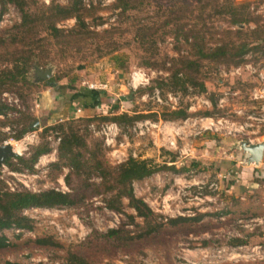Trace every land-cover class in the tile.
<instances>
[{
  "label": "rangeland",
  "instance_id": "obj_1",
  "mask_svg": "<svg viewBox=\"0 0 264 264\" xmlns=\"http://www.w3.org/2000/svg\"><path fill=\"white\" fill-rule=\"evenodd\" d=\"M50 1L28 0L27 6L32 12L39 11L48 7ZM53 2L65 5L67 0ZM134 2L133 9L121 14L115 0H82L81 15L88 29L96 35L84 40L73 38L67 46L61 47L49 37L48 42L53 44L43 48L40 57L47 61L40 69L51 68V76L45 80L53 81L42 82L37 78L33 67L36 63H33L26 74L33 87L6 85L9 90L0 94V101L24 115H33L38 126L15 141L12 139L17 131L14 124L21 115L8 111L6 116L0 115V135L8 136L0 144L6 142L20 153L18 156L26 157L31 147L43 140L48 143L50 152L39 157L33 173L12 171L3 164L0 180L9 190L54 188L81 195V180L72 177L70 185H66L64 176L68 169L63 167L56 174L49 166L56 161L59 133L49 130L41 138L44 127L72 119L88 149L106 165L115 166L133 156L159 165L173 164L175 169L184 168L178 172L162 170L133 183L135 196L153 212L151 224L161 223V227L139 238L146 226L127 206L126 200H123L122 212H111L103 205L104 194H88L74 208L24 210L23 214L34 221V229L0 231L9 243L0 250V262H62L71 250L88 257L93 264H264V184L260 180L254 188L231 185L238 179L231 169L237 168L238 163L244 165L245 159L237 143L241 140L264 142V42L257 49L248 50L238 65H234L230 57L215 62L201 60L196 74L206 87L204 93L197 89L183 93L167 86L157 88L156 82L168 76L167 68H171L173 58H195V46L191 45L194 37L202 36L208 47L225 39L235 44L249 43L250 39L237 34L228 19L215 15L209 3L202 8L203 2L188 0L189 3L172 12V0ZM235 2H247L257 24L264 26V0ZM19 19L17 9L11 4H7L0 15V72L9 68V62L2 59L14 48L3 38ZM173 22L177 23L174 27ZM74 24L75 20L69 18L57 22V27L67 30ZM254 26L250 23L246 28ZM138 32L147 35L148 44H141V37L135 35ZM175 33L179 34L177 38ZM138 71L144 72L148 81L133 89L128 83L132 73ZM89 84H105V89H95L102 92L94 100L95 105H86L78 94L88 90ZM150 86L155 89L150 91L147 89ZM129 95L130 99L123 98ZM211 97L216 101L215 106L210 103ZM115 104L117 109L111 107ZM175 107H186L187 119L145 118L133 125H117L113 144L109 145H105V137L97 131L111 122L96 119L86 125L81 120L107 116L109 112L132 115L151 111L160 115ZM205 111H210L211 116L203 115ZM145 121L156 126L135 127L136 123ZM170 140H174L173 146L169 145ZM187 149L190 152H186ZM171 160L174 163H170ZM84 192L86 194L87 190ZM127 214L134 215L141 228L129 224ZM202 214L205 215L199 220L176 225L166 222L170 218H197ZM122 225L130 230L132 240L114 242L104 237L108 229ZM38 236H50L59 246L36 247L32 240ZM234 239L245 243L233 246Z\"/></svg>",
  "mask_w": 264,
  "mask_h": 264
},
{
  "label": "trees",
  "instance_id": "obj_2",
  "mask_svg": "<svg viewBox=\"0 0 264 264\" xmlns=\"http://www.w3.org/2000/svg\"><path fill=\"white\" fill-rule=\"evenodd\" d=\"M202 3V8L206 7L208 3L214 9L215 15H220L222 18L228 19L230 26L236 27L234 30L237 34H244L249 38L248 42H239L235 44L231 40H221L220 44L208 47L202 36L200 38L194 37L192 46H195V58H173L171 68H167L168 76L156 82L155 87L162 86L170 87L173 91L180 90L186 93L189 89H197L199 93L206 92V87L202 81L197 77V71L201 67V60L207 59L212 62L220 61L226 57L232 58L234 65L242 62L243 56L248 50L257 49L261 42H264V26L257 24V20L250 10V5L247 2L237 3L235 0H196ZM172 7L176 8L183 6L188 0H172ZM7 4L13 5L19 13V22L14 24L7 35L3 38L9 45L14 48L7 56L3 57V61L9 62V68H3L0 72V94L3 91L9 90L8 86H15L17 84L26 86L28 88L34 85L27 79L26 74L35 66L41 68L47 61L46 58L40 57L44 53L47 44L52 45L53 42L61 47L67 46L73 38L76 40H84L87 37L95 36L96 34L88 29L83 16L81 15L82 0H67L65 5L54 3L50 1L48 7L39 9V11L32 12L28 5V0H0V15L3 14ZM116 9L120 10L121 14L135 7L133 0H115ZM73 18L75 20L74 27L64 30L57 27V22ZM250 23L255 26L253 28H246ZM177 24L173 22L171 26ZM174 27V26H173ZM44 31L43 34L40 32ZM141 44H148L147 35L138 32ZM177 38L178 33L174 34ZM49 37L53 42H48ZM74 39V40H75ZM187 36L184 40L186 41ZM257 44H256V43ZM250 43H255V46H250ZM115 62H118V57H114ZM120 66V64L118 63ZM34 67V66H33ZM58 78H55V80ZM53 81L51 79H48ZM48 80H41L47 81ZM46 82V83H47ZM54 86V85H53ZM59 88V86H58ZM147 89L152 91L154 86ZM100 91L85 90L78 94L82 97L86 105H95V99L101 94ZM131 98V95L123 97ZM90 101V103H87ZM94 101V102H93ZM215 99L211 97L210 103L215 106ZM92 104V105H93ZM84 105V104H83ZM84 105V106H86ZM117 109L115 104L111 106ZM8 111H13L21 115L18 120H15L16 134L12 139L19 141L23 138L25 133L31 129V125L35 121V117L31 114H22L19 110L8 104L0 101V115L6 116ZM205 116H211L210 111L203 112ZM189 116L186 107H175L168 109L157 115V112H149L146 114H132L126 112L112 113L109 112L107 116H92L88 118H81L87 125L94 122L96 119L115 123L116 126L125 127L126 125H133L135 122L144 120L145 118H152L158 120V117L163 121L185 120ZM11 125L12 128H14ZM49 130L59 133V141L56 148V161L49 164L50 167L56 170V174L60 173L63 167L68 169V173L64 176L66 185H70L72 177L82 181L83 193L76 194L74 191L64 192L58 189L49 188L40 191H30L26 189L9 190L6 184L0 180V231L7 229L28 230L34 229V221L32 218L23 214V211L31 208L53 209V208H74L76 205L82 203L88 194L101 195L104 207L111 212H122L125 205L123 200H126L127 206L135 212V216L142 218L144 221L143 233L137 237L143 238V235H150L161 227V223L151 224V217L153 212L150 207L140 198H137L133 192V183L141 181L151 175L162 170H173L175 172L183 171L184 168L175 169L173 164L167 166L166 164H156L150 159H138L133 156H128L126 160L120 162L115 166L106 165L102 159H99L95 153L88 149V145L76 124H73L72 119L65 122H58L51 126L44 127L41 132V138L47 134ZM8 136L4 133L0 135V142L6 140ZM50 148L47 142H39L36 146L31 147L28 156H15L6 159L3 164L7 165L12 171H27L28 173L35 172L34 166L40 156L48 154ZM12 159L16 162L13 163ZM170 163H174L171 160ZM93 178L96 179L93 182ZM98 181V182H97ZM85 190L87 193L85 194ZM205 214L199 215L197 218L178 217L166 219V222L171 225H176L180 222H187L190 220H199ZM129 224L141 228V225L135 222L134 215L127 214ZM104 237L114 242L122 240H132L130 230L125 229L122 225L120 228L108 229ZM34 245L39 248H54L59 246L57 242L50 236H38L32 240ZM245 242L234 239L231 243L233 246L241 245ZM206 244L205 242L203 243ZM9 246L5 235L0 234V250ZM0 264H23L16 261L5 260ZM34 264H93L88 257L68 250L66 257L62 262H37Z\"/></svg>",
  "mask_w": 264,
  "mask_h": 264
},
{
  "label": "water",
  "instance_id": "obj_3",
  "mask_svg": "<svg viewBox=\"0 0 264 264\" xmlns=\"http://www.w3.org/2000/svg\"><path fill=\"white\" fill-rule=\"evenodd\" d=\"M35 73L37 74L40 80L47 79L51 76V68H47L42 70L36 66ZM38 122L37 120L31 125L32 128H37ZM237 148L242 151L245 155V159L243 160V164L250 166L253 165L255 167L259 166L260 162L262 161L263 154H264V143L263 142H256L250 143L245 140H241L237 143ZM19 154L14 151L13 147L8 143L0 144V166L3 162L8 158H13L18 156Z\"/></svg>",
  "mask_w": 264,
  "mask_h": 264
},
{
  "label": "built area",
  "instance_id": "obj_4",
  "mask_svg": "<svg viewBox=\"0 0 264 264\" xmlns=\"http://www.w3.org/2000/svg\"><path fill=\"white\" fill-rule=\"evenodd\" d=\"M147 81H148V79H147L144 72H141V71L133 72L131 77H130V82L128 83V85L130 87H132L133 89H135L138 86L146 84ZM104 85L105 84H89L88 89L89 90H95L97 88L98 90L99 89L103 90V89H105ZM262 93L264 94V88L262 90ZM147 124L149 127H155L156 126L154 123L151 124V123H149V121H145V122L136 123L135 127L141 128L143 126H146ZM90 128H92V130H93V128H94L93 125H90ZM117 131H118V127L116 126V124L110 123V124L102 126L101 130L99 132L97 131V133H101L105 137L104 138L105 145H109V144H113L114 136L116 135ZM58 141H59V138H58ZM4 143H6V142H4ZM168 143L170 146H173L174 140H170ZM186 152H190V149H187ZM18 154L20 155V153H18ZM1 166L3 167V164ZM11 173L13 174V172H11ZM15 173H17V172H15ZM11 190H14V189H11Z\"/></svg>",
  "mask_w": 264,
  "mask_h": 264
},
{
  "label": "crops",
  "instance_id": "obj_5",
  "mask_svg": "<svg viewBox=\"0 0 264 264\" xmlns=\"http://www.w3.org/2000/svg\"><path fill=\"white\" fill-rule=\"evenodd\" d=\"M236 165H237V168L231 169L232 170L231 172H234L235 174L234 177L238 179L235 180L234 182H231V185L233 184L236 188H239V187L254 188L255 186L259 185L258 182H260V180H261L260 183L263 182L264 184V154H263L262 161L257 167L253 165H250V166L241 165L239 163ZM262 205H264V202H262Z\"/></svg>",
  "mask_w": 264,
  "mask_h": 264
},
{
  "label": "flooded vegetation",
  "instance_id": "obj_6",
  "mask_svg": "<svg viewBox=\"0 0 264 264\" xmlns=\"http://www.w3.org/2000/svg\"><path fill=\"white\" fill-rule=\"evenodd\" d=\"M35 75H36V77L38 78L37 74H35Z\"/></svg>",
  "mask_w": 264,
  "mask_h": 264
}]
</instances>
